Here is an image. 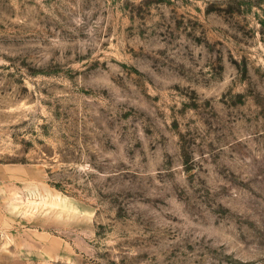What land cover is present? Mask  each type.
Masks as SVG:
<instances>
[{
    "label": "rangeland",
    "instance_id": "obj_1",
    "mask_svg": "<svg viewBox=\"0 0 264 264\" xmlns=\"http://www.w3.org/2000/svg\"><path fill=\"white\" fill-rule=\"evenodd\" d=\"M0 211L49 264H264V0H0Z\"/></svg>",
    "mask_w": 264,
    "mask_h": 264
},
{
    "label": "crops",
    "instance_id": "obj_2",
    "mask_svg": "<svg viewBox=\"0 0 264 264\" xmlns=\"http://www.w3.org/2000/svg\"><path fill=\"white\" fill-rule=\"evenodd\" d=\"M2 215L0 211V264H49L67 251L66 241L48 232L3 235Z\"/></svg>",
    "mask_w": 264,
    "mask_h": 264
}]
</instances>
